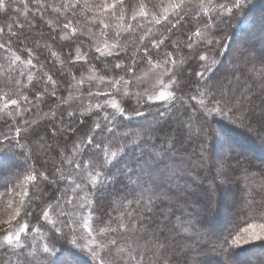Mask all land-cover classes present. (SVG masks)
Masks as SVG:
<instances>
[{
    "label": "trees",
    "instance_id": "obj_1",
    "mask_svg": "<svg viewBox=\"0 0 264 264\" xmlns=\"http://www.w3.org/2000/svg\"><path fill=\"white\" fill-rule=\"evenodd\" d=\"M116 2L117 0H78V3L77 0H43L45 5H54L55 8L41 9L37 13L36 19L40 21L38 31L28 29L25 21V16L32 19L36 5L31 4L30 10L26 11L24 4L17 2L21 8L20 14L11 10L5 14L0 10V27L7 29L12 20L16 21L19 18L24 22V28H18L17 32L31 33L23 44L32 49V55L29 56L25 49L18 50L14 43L8 41L7 32L0 35V43L6 45L5 49H0V98H2L0 115L5 111L11 112L12 115L17 114L13 116L15 118L9 119L7 127L2 130L7 136L0 134V222L13 217L22 218L21 215H15L17 211L24 214L26 207L36 210V203H40L44 211L51 213L47 216L48 219H52L51 224H53L57 222L54 206L62 203L63 208L69 212L65 219L74 221L75 232L67 241L61 240L57 245L55 255L52 257L54 264H70L61 263V259L64 258L70 259L73 264H101V260L93 259L91 254L93 250L98 257L103 258L104 264H137V260L132 257H138L139 264H240L237 261L242 257L252 259V264H264V241H251L242 246L236 244L240 239L246 241L249 238L252 225L264 224V161L255 163L237 157L233 151L228 153L229 164L233 165L229 166L230 175L227 178L232 179V181L228 180L237 185L238 198L235 203L236 209L230 212V220L223 226L221 211H226L224 203H220V196L223 193L218 188V181L214 178L211 168L209 166L206 168L197 154L191 152V144L195 141L186 139L183 132L177 134L173 131L175 133L165 136L153 132V129L166 123L170 125V117L178 113L184 114L187 107L192 109L194 102L198 105L199 100L202 99L198 93L196 100L182 99L184 103L173 99L164 101L163 116L157 115L160 109L155 106V100H149L150 106H144L141 99L139 105L136 103L137 99H132L131 106L141 108L140 114L137 116L135 112L126 109L127 114L133 118L123 124L117 123L112 133L105 130V136H112V140L105 144L108 158L111 159L112 152H117L118 157L123 156V161L137 165L126 181L127 187L123 184H113L109 178L98 190L93 188L89 191L88 186L81 181L91 177L90 169L83 170L81 175L80 172L74 171V166L61 163L64 158L79 159L73 154L72 145H69V151L65 152L63 144L50 136L52 130L47 126L42 128L40 137L30 135L33 124L28 130H23L24 126L30 124L27 123L29 117L36 112L35 117L44 113L45 118L42 117L40 121L35 122L33 126L35 129L50 119L53 120L52 116L58 106L68 108L73 105L69 109L72 115L67 114V118L72 119L76 125L71 124L72 132H69L68 136H72L75 130L81 127L80 120L91 118L95 121L106 114L98 108V104L106 106L108 112L116 113L119 121V112L124 108L123 99L119 101L117 108H109L105 101L109 96L98 90L103 89L104 92H111L117 96L119 90L113 92L114 87L120 85L122 89V85H129L135 73V65L139 63V55L135 60L127 58L124 60L125 66L133 67L127 75L121 72L129 77L123 80L119 76H114L110 71V65L108 74L105 75L107 54L111 52L113 55L108 58L116 60L117 52L124 55V49L139 47L142 55L144 44H148L149 50L155 52L151 44H155L157 39L165 36H170L172 40L180 38L183 43L179 24L174 30L176 36L164 31V26L168 24L164 17L175 20L177 14L175 6L180 0H124V4L117 3L112 12L104 11L99 7L104 3ZM220 2L231 7L229 0H220ZM70 3L75 4L76 7H70ZM184 9V18L192 17V24H185L184 30L191 27L200 29L203 34L202 37L193 36V40L210 38L209 34L212 31L221 33L216 39L224 42L225 48L219 50L216 45L208 62L211 63L214 58L219 70L231 69L229 63H232L231 67L235 65L241 74V78L233 83L232 95H228L227 99L235 100L238 106L242 105V111L237 112L236 116H231L229 113L226 116L210 118L209 122L214 124V127L217 126L218 138L214 139L213 144L207 143L208 151L211 154L210 146L215 144L218 146L225 142L237 151L264 158V56L256 65L249 63L252 64L250 67L237 63L236 58H233L232 62L228 60L231 46L236 39L240 40V48L243 49L249 45L259 49L264 45V0H247L244 9L234 10V14L226 11L221 14L216 0L212 3H209V0H185ZM142 11L147 15H142ZM221 15L225 18L221 19ZM133 16L137 19L133 20ZM57 17L69 22V27L64 29L63 23H57ZM200 18L207 21V27L203 23H197ZM157 20L160 23H157ZM53 29L69 39L53 43L49 39L50 32L54 34ZM258 31L260 35L257 36L259 39L257 43L242 42L245 40V35H257ZM187 34L192 35V32ZM101 39L111 44L107 53L97 52L92 48L100 47ZM69 43L73 45L71 60L67 59L69 48L66 45ZM61 46H64L63 51ZM75 47L79 51L77 56ZM83 50L88 53L87 58ZM218 50L220 55L215 58ZM52 52H56V55L52 56ZM132 54L130 51L128 56ZM17 56L20 59H17ZM93 56L97 59L92 60ZM28 59L33 61L31 65L27 63ZM155 62L156 59L151 63ZM89 65L95 68L91 70L95 75L99 74L98 76L105 80L102 82L83 80L84 76H88ZM212 67L215 68L216 65ZM259 69L263 73L262 76L253 79L249 71L258 72ZM48 77H52V80ZM79 78L82 79V84ZM239 83L245 84V88ZM38 89L41 93L46 90L47 95L42 98L47 103H39L33 99ZM54 89L57 95L52 96ZM89 89L92 95H89ZM176 95L179 96L177 93ZM24 96L29 97L28 101L23 99ZM8 99H16L18 105L5 109L4 103ZM169 104L174 106L169 107ZM97 112L100 114L99 117L95 115ZM228 116H231V119ZM58 118L61 120L60 115ZM152 120H158L153 127ZM11 122L12 126H10ZM100 122L105 123L102 119ZM251 124L254 125V129ZM138 126H141L142 130L137 129ZM149 126L152 127L151 132H153L151 136L143 132L145 129L148 130ZM83 128L89 131L87 123ZM77 134L78 140L86 141L88 138L87 136L81 138L79 133ZM91 134L89 131V136ZM117 134L120 136L118 137ZM57 136L59 137V134ZM148 137L150 140L145 142V138ZM40 138L45 142L42 143ZM29 140L38 145L35 147L34 144L29 143ZM153 143L154 148L151 147ZM137 144L138 146L129 147ZM116 145L127 148L128 154L119 152ZM162 146L166 167L160 166L156 160L147 155L150 152H158ZM52 147H55L54 150L61 148L63 152L61 158L54 161L48 159ZM80 150L77 148L75 152ZM142 151L145 156L137 162L132 153L138 156ZM21 152L29 155L27 160L23 159L24 155H21ZM48 167H51L50 172L52 169L55 170L52 173L61 181L54 182L53 190L51 185L43 181L42 176L36 181L28 178L29 175H35L33 169L40 171L42 175H47ZM36 183L40 184L39 188L34 187ZM52 196H55V199L45 204L44 201ZM69 199L73 201L71 205L65 203ZM148 207L153 211L148 212ZM41 223L47 222L41 221ZM30 227L29 236L37 232L42 240L35 239L37 243L35 248L48 243L51 234L46 229H41L40 224L37 223H32ZM212 229H221V232L215 235ZM246 229L248 231H245ZM20 240L18 246H13L18 253L27 250L21 249L20 244L29 243L25 236ZM113 240L116 241L115 245L112 244ZM3 246L5 248V245ZM6 248L8 251L5 253L14 255V264H19L15 252L8 246ZM255 252L257 254L252 255ZM44 255L46 254L41 248L38 255L40 262L37 264H47L43 259Z\"/></svg>",
    "mask_w": 264,
    "mask_h": 264
},
{
    "label": "snow or ice",
    "instance_id": "obj_2",
    "mask_svg": "<svg viewBox=\"0 0 264 264\" xmlns=\"http://www.w3.org/2000/svg\"><path fill=\"white\" fill-rule=\"evenodd\" d=\"M21 2L24 4V9L30 10L31 4L35 3L37 6L36 12L32 14V19H28L27 16H25V21L27 22L28 29L32 31H38V24L39 20L36 19L37 13L41 9L46 8H55L54 5H45L43 3V0H21ZM213 0H209V3H212ZM78 3V0H77ZM117 3L120 5L124 4V0H117L116 3L113 4H101L99 7H102L104 11L112 12L117 6ZM216 3L219 5V12L222 14L223 12H228L230 14H234V10L239 11L243 10L247 0H229V3H231V7H228V4L220 2V0H216ZM185 0H180L179 3L176 4L177 14L175 20H168V17H164L165 20L168 21V24L164 26V31L171 33L172 36H176V32L174 31L177 29V25L179 24L180 28V37L183 39V43H181V39L178 38L176 40H172L170 36H165L163 38L157 39V42L155 44H151V48L155 49V52H152L149 50V45L144 44V52L142 55H140V48L135 47L134 49H124V55H121L120 52L116 53L117 61H123L126 58L127 59H133L135 60L136 56L139 55V63L135 65L136 68H139L141 64L144 62H147L151 64L153 59L156 60H162L164 65V74L167 75L168 80L171 82L172 85H174V89L171 92L165 93L164 91H160L158 96L155 97V106L160 109L158 111L157 115L163 116L164 112V101H168L171 97L173 101L175 100H181V96H177L176 93H186L191 91V84L193 82H196L198 84V87L196 89L197 93L202 97V99L199 100L198 105L193 104L192 107L196 109L195 116L193 117L192 114H189L187 112V109L185 110L184 115L188 117V121L190 122L193 118L198 122L199 127L196 132V137L199 140L200 148H201V154H203L205 149V144L207 143L209 132L206 131L207 129H211V123L210 118H214L215 116H226L229 113H231V116H236L237 112L242 111V105L238 106V102L235 100H230L225 98V94L221 91H218L215 88V83L217 82L218 78L216 76V73L219 70V65L217 61L212 58L211 63H208L211 52L214 46L218 45L219 48L224 49L225 45L222 41L216 39L217 36L221 35L218 31H212L210 32V38L207 39H198L193 40V36L195 37H202V32L200 29H192L189 27L186 31L185 24L191 25L192 24V17L188 16L187 19L184 18L185 16V9H184ZM70 7H76L75 4H69ZM0 10H3L5 14L11 10L12 12H15L17 14L21 13L20 4L16 2V0H0ZM57 12L59 9H55ZM142 15L146 16L147 13H144L142 11ZM225 17L221 15V19H224ZM42 19V17H41ZM133 20L137 19L136 16L132 17ZM33 21H36V23H33ZM157 23H160L159 20L156 21ZM57 23H63V28L67 29L69 27V22L67 21H61L59 17H57ZM197 23H203L205 27H207V21L203 18H200L197 20ZM49 27L51 25L49 24ZM107 27V25H105ZM142 27V26H141ZM23 29L24 28V22L21 21H13L7 26V29L4 27H0V35L7 32V39L8 41L15 44L16 48L20 50L21 48L25 49L27 51V54L29 56L32 55V49L29 48L28 45L23 44V41L27 40L30 36V32H17V29ZM54 34L50 32L49 39L53 43H57L59 40H65L69 39L68 37H63L60 35L59 32L55 31L53 29ZM188 32H192V35H188ZM13 38H15L13 40ZM78 39V37H77ZM72 44L69 43L66 45V47L69 48V53L67 56V59L71 60L72 53L71 48ZM63 47L61 46V51H63ZM113 47H116V45H113ZM6 45L4 43H0V49H5ZM167 48V50H165ZM99 51V49H97ZM132 52V56H128L129 52ZM227 51V49H225ZM183 53V55H181ZM52 56L56 55V52L51 53ZM103 55V54H101ZM113 54L109 52L107 54V57H105L106 60V67H105V75L108 74V66L110 65V71L114 74V76H121V72H123L124 75H127L129 70L133 67L132 65L125 66L121 62H113L108 57H111ZM216 55H220V52L217 51ZM85 58H87L88 53H84ZM17 59H20L19 56H17ZM44 59H47V57H44ZM97 59V57L93 56L92 60ZM27 63L31 65L33 61L31 59L27 60ZM212 65H216L215 68L212 67ZM171 66V67H169ZM192 68V71L189 72L188 69ZM207 74V78H206ZM49 80H52V77H48ZM121 79L123 77L121 76ZM128 81H125L127 83ZM53 84H55V81H53ZM164 82H161V87H164ZM99 92H103L105 96H111V92H104L103 89L98 90ZM93 93L89 89V95H92ZM47 92L45 90L44 93H41L38 89L37 92L34 94L33 99L38 101L39 103H47L45 99H43V96H46ZM52 96L57 95L56 90L54 89L51 93ZM125 96L129 97V101L122 100V103H124V108H121L119 112V121H117L116 113L108 112L106 106L97 105L98 108H101L106 114L98 119L93 121L91 118L82 119L79 121V124L81 127L77 128L72 136L69 137L67 141L64 142L62 147H64L65 152H68V143L71 142L72 148H73V154L77 155L79 159H72L67 160L66 158L61 160V163H67L69 165L74 166V171H78L83 175V170L90 169L91 177L88 180H82L81 183L86 184L89 188V191H91L93 188L99 189L101 185L104 184L106 180L111 178V183L113 184H123L125 187H127L126 181L131 177L133 171L136 168V164H128L127 161H123V156H117V152L111 153V159L108 158V150L105 147V144L112 140V136H105V130H107L109 133L113 132L114 127L117 123L123 124L125 121L131 120L133 117L129 116L127 114L126 109H130L132 112H135L137 116L140 114L141 108L138 107H132L130 103L131 96L129 93H124ZM2 99V98H0ZM23 99L25 101H28L29 97L24 96ZM190 100H196V96H190ZM137 105L141 103L140 98L137 97L136 100ZM18 105V101L16 99H8L4 103V108L8 109L11 106ZM35 106V105H34ZM144 106H150V101L145 100ZM174 104H169V107H173ZM115 107V105H113ZM8 116L11 115V112L7 114ZM72 113H69V116H71ZM97 117H99V112L95 113ZM63 116V113H61V117ZM231 116H228L229 119H231ZM104 121L105 123H101L100 120ZM179 119V118H178ZM239 119V117H238ZM9 121L7 118H5L4 123L7 124ZM87 123L88 130L91 131V135L89 136V131H85L83 126ZM63 124V120H61V125ZM190 128V124L188 125ZM53 131L51 132L50 136L53 138H56L59 142V139L63 138L64 136H68L69 132H72L71 127L69 126L68 129H64L62 126H58L56 123L52 124ZM184 129V125L181 124L180 128H173L167 123L163 126H160L158 128L153 129L154 134L158 133L159 136H165L170 135L171 132L175 131L177 134L182 133ZM47 131V129L45 130ZM76 133H79L80 137H88L87 140L83 139H76ZM0 134H3L7 136L6 133H2V130H0ZM35 134L37 137L39 136L38 133H36L35 128L32 129V132L30 135ZM59 134V137L57 136ZM150 140V137L145 138V142H148ZM19 143V141H17ZM29 143H31V140H29ZM137 145H130L129 147H135ZM118 148V151L121 153H124L125 155L128 154V149L125 148L122 145H116ZM151 147H155V144L153 143ZM77 148H80L81 150L79 152H75ZM23 155V153H20ZM135 160L138 162L142 160L145 156V153L142 151L138 156L133 152L132 153ZM147 155H149L152 159L156 160V162L162 166L166 167V162L164 161V148L163 146L158 152H150ZM27 163V161H25ZM35 171V175H29V179L36 181L38 178L42 176L43 181L46 184L51 183H59L61 182L59 178H57L54 173L50 172L48 175H42V173L38 170L33 169ZM51 177V179H50ZM66 179V177H65ZM35 188H39L40 184L36 183L34 184ZM68 193L66 192L65 195ZM27 195V193H25ZM35 195V193H33ZM127 198V197H126ZM41 199L43 197L41 196ZM51 199H55V196L50 197L49 200H45L44 203L47 204L50 202ZM66 204L71 205L73 201L71 199L65 201ZM139 203V201H138ZM151 203V201H149ZM36 210H33L32 207H26L24 211V216L22 217L23 220H27L28 222L23 225V227H20L19 224H17L15 227L19 228L20 231L23 232H30L31 231V224L37 223L40 224L41 229H46L51 235L49 238V241L47 244L43 246V253L46 254L43 256V259L47 262V264H54L53 256L56 252V247L60 243L61 240L67 241L69 236H71L75 232V228L73 227L74 221H70L65 219L69 215V212L65 209L61 208L60 211L57 213V222L51 224V226L48 225V223H41L42 215L47 216V212L43 210L42 205L40 203H36L35 205ZM38 210V211H37ZM148 212H152L153 209L151 207L147 208ZM42 214V215H41ZM19 211L16 212V216H19ZM31 217V219H29ZM15 219V217H13ZM4 223L11 225L12 220H6ZM253 229L258 228L259 231H253V234L251 236L252 241H264V224L260 225H252ZM64 229H69V231H64ZM10 229H3L0 231V235L6 236L5 243L7 245H12V237L7 236V232ZM39 230V229H37ZM245 231H248L246 229ZM15 239L17 241L20 240V235L17 234L15 236ZM166 240V238H162ZM239 241H237L238 243ZM75 243V241H73ZM245 243H248L246 240ZM112 244L115 245L116 241L113 240ZM34 246L31 243H28L27 245L21 244V249H27L26 251H21L17 254V258L19 260V264H32V260L35 257V252L31 251V249ZM0 248H3L5 252L8 251L7 248H4L3 245H0ZM92 257L93 259H99L101 260V264H104V260L101 257H98L95 253V251H92ZM20 257H23V259H20ZM133 259L137 260V264H139V258L138 257H132ZM0 264H4L3 261H0Z\"/></svg>",
    "mask_w": 264,
    "mask_h": 264
},
{
    "label": "rangeland",
    "instance_id": "obj_3",
    "mask_svg": "<svg viewBox=\"0 0 264 264\" xmlns=\"http://www.w3.org/2000/svg\"><path fill=\"white\" fill-rule=\"evenodd\" d=\"M17 2H21V0H16ZM32 5H35L34 3H32ZM35 8L37 9V6H35ZM29 17V15H28ZM88 17V16H87ZM86 17V18H87ZM30 19V18H29ZM88 19V18H87ZM15 21V20H12L11 23ZM16 21H21L22 20L19 18L17 19ZM54 21V20H53ZM61 21H64L61 20ZM33 23H35V21H33ZM231 30V28H230ZM262 33V31H261ZM260 35L259 31L257 32V35L253 34V35H248L246 36L245 35V40H243L242 42L245 41V44L247 42H258L259 39L257 38V36ZM240 40L237 41L236 39V42L234 43V45L231 46V49L228 54V60L230 59L231 62L233 61V58L235 59H238L237 63L241 64V65H249V67L252 65H250L249 63H253V64H257L258 61H262L263 60V56H264V45H262L261 48L257 49L255 47H251L250 45L249 46H245V49L243 48H240V45H241V42L239 43ZM224 43V42H223ZM101 46L100 47H97V46H93L92 48L94 50H97L99 49V51L97 52H101V53H107V50L109 47H111V44L105 42L103 39H101ZM225 45V43H224ZM215 48V46L213 47V49ZM218 49L221 50V48H219L218 46ZM218 50V51H219ZM223 50V49H222ZM213 51V50H212ZM83 52H85V50H83ZM82 52V54H83ZM79 53V51L77 50V47H75V55L77 56V54ZM181 55H183V53H181ZM216 55V53H215ZM219 55L215 56V58H218ZM113 62L114 61H117V59H113L112 60ZM224 61V60H223ZM117 62H121L123 63V61H117ZM153 62H154V59H153ZM209 63V62H208ZM231 64L232 63H229V66L231 69L229 68H222L221 70H219L217 73H216V76L218 78L217 82L215 83V88L218 90V91H221L225 94V98L227 99L229 96L228 95H232V87H233V83L236 82L237 80H239V77L241 76L240 72H238V70L235 68V65L234 67L232 68L231 67ZM171 67V66H169ZM239 67V66H238ZM89 71H88V76H84V78H82L83 80H89V81H93V82H102L104 81L105 79L102 78V77H99L98 75H95L91 70H94L95 68H93V65H89ZM65 70H63L64 72ZM189 72H191V68L188 69ZM227 71V72H226ZM250 73V76L253 78V79H256L260 76H262V71L260 72V69L258 72H256V70H253L252 72L249 71ZM121 76L123 77V80H127L129 79V77L127 76H124L123 74H121ZM119 76V77H121ZM241 78V77H240ZM80 79V78H79ZM82 79H80V84H82ZM161 82H164V87H161ZM242 83V82H241ZM243 88H245V84H240ZM122 89L120 88V85L118 86H115L114 87V91L116 93L117 90H119L117 92V96L116 94H113L109 97H106L105 101H106V105L109 107V108H117L118 106V103L121 99L123 100H127L129 101V97L128 96H125L124 93H129L130 96H131V99L130 101L133 99H137V97H139L143 102L145 100H155V97L158 96L159 92L160 91H164L165 93L167 92H171L173 91L174 89V85L171 84V82L168 80V77L167 75L164 74V65H163V61L162 60H156L155 63H147V62H144L143 64L140 65L139 68H135V73H134V76L133 78L131 79V82H129V85H122L121 86ZM198 87V84L196 82H193L191 84V91L190 92H186V93H179L177 92V94H179V96H181L182 99H189L190 96H197V91H196V88ZM120 89H121V93H120ZM255 90V89H254ZM252 95H253V92H252ZM251 95V96H252ZM76 96V95H74ZM73 97V96H72ZM172 99L171 97L169 98V100ZM140 100V101H141ZM59 104V103H58ZM61 104V103H60ZM195 104V102L193 103ZM113 105H115V107H113ZM58 106V105H57ZM73 106V105H72ZM68 107V108H65V107H56V112L54 113V115L52 116L53 117V120H49L47 121L45 124H43L42 126H40L39 128L37 127L35 130H36V133L39 134L38 137L41 136V131H42V128L43 127H48V128H51V130L53 131L52 129V124L53 123H56L58 126H62L64 129H68L67 127H71V124H74L76 125V123H74L72 121V119L70 118H67V114L69 115V109L72 107ZM198 106V105H197ZM59 108V109H57ZM39 111L40 109L37 108ZM195 108H189L187 107V112L189 114H192L193 117L195 116V113L196 111L193 110ZM9 112L5 111V113H3L2 115H0V129L3 130L4 127H7V124L4 123V120L5 118L8 119H11L12 118H15L13 117L14 115L16 116L17 114H14V115H10L8 116ZM61 113H63V117H61V120H63V124L61 125V120L58 118V116L60 115L61 116ZM59 114V115H58ZM37 115V112L35 113V115L29 117V119L27 120V123H30L28 124L27 126H24L23 127V130H28L31 125L33 124V126H35V122H38L43 118H45V115L44 113L41 114L39 117H35ZM55 116V117H54ZM49 118V117H47ZM171 121L169 122L170 123V126L173 127V128H180L181 127V124L184 125V129H183V133L185 135V137H187L186 139H189L191 141H195V143L191 144V152L194 153V154H197V156L205 163V166H207L206 168H208V166L211 168V171L214 175V178H216V180L218 181V188L219 190L221 191V193H223L222 196H220V199H221V202L220 203H224L225 207H226V211H221L222 213V221H223V226H225L228 222H229V218H230V212L231 211H234L236 209V206H235V203L237 202V198H238V194H237V185L236 184H233L232 179L230 178H227L229 175H230V172H228L229 170V166L231 167L233 164H229V160H228V153H230L231 151L234 152V154L239 157V158H244V159H249L255 163H260L262 161H264V158H258L257 156H254V155H250L249 153L247 152H243V151H237L236 149H234L233 147H231L230 145H228L227 143L225 142H222L221 145H213V146H210V150H211V154H210V151H208V146H207V143L209 142H212L213 144V141L214 139L217 137L218 138V134H217V126L214 127V124L211 123V129H207L206 131L209 132V136H208V140H207V143L205 144V149L206 151L203 152V154H201V148H200V144H199V140L197 139L196 137V132H197V129L199 127V124L198 122L195 120V118H193L190 122L188 121V117L184 114H176L174 117H170ZM179 118V119H178ZM158 120H152V127H153V124H155V122H157ZM12 123V122H11ZM42 124V123H41ZM190 124V128L188 127V125ZM5 125V126H4ZM13 123L10 125L12 126ZM31 127L32 129L34 127ZM39 126V125H38ZM151 126H149V129L148 130H143V132H145L147 135L151 136L153 135V132H151ZM253 129H254V125L251 124L250 125ZM30 129V130H32ZM134 130H142L141 129V126L137 127L136 128H133ZM137 130V131H139ZM50 131V132H52ZM172 133H175V132H171ZM170 134V135H171ZM35 135V134H33ZM58 135V134H57ZM78 134L76 133V136ZM118 135V134H117ZM120 135H118L119 137ZM70 136H64L63 138L59 139L60 141V144H64L65 141H67L69 139ZM78 138V137H77ZM76 138V139H77ZM166 139L168 137H165ZM41 141L43 140L42 138H40ZM45 141H42V143H44ZM46 142H48L46 140ZM31 144H34L35 147L38 145L37 143H31ZM52 144V143H51ZM59 144V145H60ZM69 145H72L71 142L68 143V146ZM48 146V145H47ZM55 147H52L51 148V156H49V160L52 159L53 161L56 160V159H59L62 157V150L61 148L58 149V150H54ZM24 156V160H27L28 159V154L27 153H24L23 154ZM72 155V154H70ZM210 155V157H209ZM71 157V156H70ZM70 157H68L70 159ZM51 171V167H48L47 168V175L50 173ZM55 171L54 169H52V172ZM51 179V178H50ZM230 179V180H228ZM234 179V177H233ZM53 184L54 183H51V187L53 190ZM110 194H112V192L110 191ZM31 199V198H30ZM224 199V200H223ZM26 206L28 204H25ZM63 208L62 206V203H60L59 205H55L54 206V209L53 211H55V213L57 214L60 209ZM65 209V208H63ZM21 217H23L24 214H22L21 212H19ZM49 215H51V213H48ZM14 215V214H13ZM16 215V214H15ZM10 218L6 219V220H9ZM5 219H3V221L0 222V231H2L3 229H10L8 232H7V236H11L13 239H12V245H7L5 243L6 241V236L5 235H0V243L5 245V248L6 246H8L9 249H11V251L13 250L15 253V256L17 257V253L18 251L14 250L13 246L15 245H19V241H17L15 239V236L17 234L20 235V238L22 236H25L26 238H28V241L29 243L33 244V248L31 249V251L35 252V257L33 258L32 260V264H37L38 262H40V260H38V255L41 251V248H43V246H38L39 248H35L36 246V242H35V239H38L40 241H42L40 239V236L37 232H34L32 234V236H29V232H23V231H20L19 228L15 227L17 224L20 225V227H23V225L25 223H27L28 221L27 220H23L22 218H19L18 217L15 219H11L12 220V224L9 225V224H6L4 223L6 221ZM41 221L43 222H47L49 223V225H51L52 223V219H48V216H43L42 215V219ZM213 234L217 235L219 232H221V229L220 230H215V229H212L211 230ZM253 231H259L258 228L256 229H253L251 227V230L249 232V238L247 239L248 242H251L252 240L250 239L252 234H253ZM239 242L236 243L238 246H242V245H245V239H240L238 240ZM45 242V240H44ZM21 243V242H20ZM247 244V243H246ZM21 245V244H20ZM257 254V252L253 253L252 255H255ZM14 255H8L7 253H5L4 250L0 249V261H3L4 264H14ZM18 260V259H17ZM61 263H70V264H73V262L71 263L70 259L68 258H64V259H61L60 261ZM238 263L240 264H252L251 262H253L252 259H249L248 257L246 258H240L238 259L237 261ZM75 264V263H74Z\"/></svg>",
    "mask_w": 264,
    "mask_h": 264
}]
</instances>
